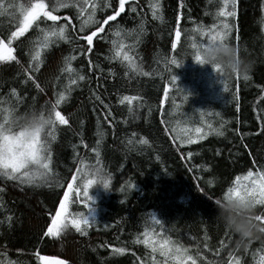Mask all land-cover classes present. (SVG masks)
<instances>
[{
  "label": "trees",
  "instance_id": "obj_1",
  "mask_svg": "<svg viewBox=\"0 0 264 264\" xmlns=\"http://www.w3.org/2000/svg\"><path fill=\"white\" fill-rule=\"evenodd\" d=\"M26 2L4 0V8L0 9V38H6L18 23V11L8 5ZM154 2L156 0H135L138 5L135 12L128 11L126 5L117 21L109 22L113 27L118 22L122 30L135 29L138 34L141 21H144L145 31L133 55L150 75L130 73L125 76L127 69L119 60L106 59L111 56L113 42L119 44L123 40L127 45L131 38L115 36L105 25L106 33L98 35L106 38H94L93 52L72 61L74 69L88 79L71 86L67 100L59 109L69 119L68 125L57 123V138L51 145L52 167L59 178L70 180L80 159H84L86 166L95 164L97 156L91 151L94 147L100 153L99 166L109 178V190L100 183L89 189L93 200L88 209L69 204L70 212L85 213L96 222L87 229V235H80L69 226L61 237L46 238L43 232L50 215H54L59 206L66 184L62 188L37 187L19 185L0 177V264H41L37 253L57 256L67 264H152L153 257L163 264L165 258L158 251L153 253L150 247L137 243V240L143 241L142 233L148 226L188 247L193 255L200 251L202 258H198V264L217 260L227 264L231 250H235L234 257L240 258V264H264V234L257 233L258 238L252 239L247 248H236V237L229 230L226 234L217 206V201L237 175L264 168V128L257 119L264 117V10L261 8L264 0H237L236 15L228 18L233 27L229 43L240 52L239 57L251 63V70L248 80L241 75L229 79L236 89L226 94L222 101L212 97L211 87H204L214 80V74L210 65L200 67L192 59V41L188 39L189 36L199 39V33L192 31L194 27L218 24L216 11L221 0H159L163 22L153 19L149 5ZM112 10L98 11L96 19L111 14ZM59 14L74 15V10L63 9ZM177 15L181 18L182 37L177 49L172 50ZM74 25L79 27L75 21ZM33 36L34 30L30 29L14 41V54L20 65L15 61L0 64V97L17 104L11 89L17 90L20 97L17 116L55 99L53 93L63 90L69 75L60 71L64 57L74 54L72 46L63 42L44 50L45 62L33 73L44 89L39 91L21 68V65L27 67L30 58L27 53L31 50L29 38ZM173 56L180 67L167 64V59ZM89 59L98 68L89 71ZM173 75L182 79L185 90L189 78L193 81L187 83L188 86L201 85L188 97L185 107L200 106L204 114L186 125L175 123L177 119L169 115L170 101L178 102V97L172 93L180 89L179 83L172 84ZM165 86L170 88L167 96L163 91ZM93 92L109 105L108 109L95 99ZM123 95L143 98L134 101L135 114L128 111L126 103H118ZM137 103L145 106L135 108ZM109 110L112 115L105 119ZM208 110H219L221 119L215 121L206 112ZM209 125L212 129L219 128L224 135H217ZM196 127L206 133L203 139L195 138ZM184 128L193 130V143L173 139L177 132L183 137ZM141 138L148 143L141 144ZM188 152L192 156H188ZM151 214L162 221L163 228L152 223ZM255 214H264V206L257 205ZM221 241L227 247L221 248ZM205 243L208 248L204 247ZM116 247L125 248V252L115 253ZM218 249L219 256L216 255Z\"/></svg>",
  "mask_w": 264,
  "mask_h": 264
},
{
  "label": "snow or ice",
  "instance_id": "obj_2",
  "mask_svg": "<svg viewBox=\"0 0 264 264\" xmlns=\"http://www.w3.org/2000/svg\"><path fill=\"white\" fill-rule=\"evenodd\" d=\"M126 5L127 10L130 12H135L138 7L135 0H132V2L130 0H118V2L117 0H111V2L110 0H27L23 4L8 5V8H14L18 11L19 16L15 30L10 31V34L6 38H0V63L15 61L17 65H20V60L14 54L16 52V48L13 46L14 41H17L19 37H23L30 29H33L34 36L29 38L31 50L27 53L30 58L27 60V67L21 65V68L24 76L34 84L37 90H44L33 75V73L40 70L41 65L45 62V57L42 54L44 50L63 42L71 45L74 53L64 57L65 63L60 70L62 73L66 72L69 74L67 84L63 86V90L58 93L54 92L55 99L51 102H46L39 109L32 110L39 114L42 123L37 125L31 133H28L27 129L23 128L13 132L10 128L13 118L17 116L15 113L20 100V97L17 96V90L15 88L11 89V96L16 98L17 104H13L6 97H0V177L9 181H15L19 185H35L37 187L43 185L62 188L66 184V190L63 191V196L59 199V206L55 208L54 215H50V222L43 232V236L46 238L61 237L69 226L80 235H87V229L92 223L96 222L95 219L90 220L89 216L85 213L70 212L69 204L70 202L72 204H79L83 208L88 209L91 200L89 189L93 185L100 183L104 189L109 190V178L104 175L103 169L99 166L100 153L95 147L91 151L96 153V163L86 166L84 159H80L75 171L71 173L70 180L65 178L62 181L52 167L53 152L51 145L57 138V123L59 125L69 124V119L59 110L60 106L62 102L67 100L72 85H77L78 81L88 79L86 75L80 74L74 69L72 61H75L77 56L83 55L86 57L89 53L93 52L94 38L97 40L105 39L106 36L98 34L106 33L105 25H108V31H111L113 35L131 38V43L126 45L123 40L119 44L113 42L111 56L106 57V59L119 60L121 65L127 69L125 76H128L130 73L144 76L150 75L149 72L141 68L133 55L134 48L140 42V36L145 31L143 27L144 21H141L140 33L138 34H136L135 29L122 30L118 22L115 27L109 24L110 21H117V18L125 12ZM149 7L152 10L153 19H159L163 22L164 18L159 0L150 3ZM236 7L237 0H221V6L216 11L218 24L212 23L209 27L198 26L192 29L194 33H199V39L193 36L188 37L192 41L190 45L192 59L198 63H202L199 49L205 47L210 42L227 40L229 43L233 27L228 18L235 17ZM3 8L4 0H0V9ZM107 8L113 9L111 14L105 15L102 19H96L97 12H103ZM261 8L264 10V4L261 5ZM63 9L74 10V15H60L59 13ZM180 20V15H177L174 29L175 38L171 40L172 50L177 49L178 41L182 37ZM74 21L78 23V28L74 25ZM167 64L180 67V62L175 56L167 59ZM93 68H98V65H94L89 59V71H92ZM213 70L218 71V66H213ZM109 72L111 73V69H109ZM238 77L239 75L237 74ZM59 79L60 77H57V80ZM244 79L248 80L249 76L245 75ZM176 81L177 77L173 75L171 77L172 84L175 85ZM221 83L223 84V91H228L227 81L224 80ZM163 91L167 96L170 88L165 86ZM92 95L106 109L109 108V105L104 104V101L101 100L98 94L93 92ZM142 99V97L137 95H123L119 98L118 103L121 105L126 103L129 106L128 111L135 114L134 101H141ZM184 99L186 100L187 96ZM173 103L175 104V100H173ZM144 106L143 103H137L135 108ZM111 115L112 113L109 110L105 114V119ZM257 119L260 121L261 127L264 128V117L258 116ZM161 122L165 123L166 121L162 120ZM208 127L215 131L217 135H224V132L220 131L219 128L212 129L211 125ZM220 127L223 128L224 125L221 124ZM172 131L176 132V129L173 128ZM182 132L183 137L177 132L173 136V139L179 138L181 143L185 144L194 142L192 129L184 128ZM194 133L196 134V139H203L206 135L201 127H196ZM140 143L147 144L148 141L141 138ZM96 144L99 145L100 141L97 140ZM188 156H192V153L188 152ZM129 187H131L130 184ZM229 193L234 197L252 200L255 208L257 205L264 206V168H258L255 172L248 170L243 176L237 175L235 180L232 181L231 186L223 193V196L226 197ZM149 219L155 225L163 228L162 221L154 214H151ZM254 219L261 225L259 233L264 234V214H255ZM142 235L144 237L143 241L137 240V243L142 242L146 247H150L153 253L158 251L160 256L165 258L163 264H169V261L172 264H198V258H202L200 251H196L195 255L191 254L188 247H185L178 241H174L170 236L155 232V229L151 226L146 227ZM233 236L236 237L234 233ZM232 238L230 236L229 240ZM254 238L258 237L249 239L244 244V247L247 248V245ZM220 243L221 248L227 247L223 241ZM204 247L208 248V244L205 243ZM236 248H239V246L236 245ZM113 251L117 254H122L125 252V248L116 247ZM234 251L228 252L227 264H240V258L234 257ZM36 255L41 264H67L64 259H60L57 256L40 255L39 253ZM216 255H220L219 249L216 251ZM262 261H264V258H262ZM152 264H161V262L153 257ZM210 264H224V261L217 260L210 262Z\"/></svg>",
  "mask_w": 264,
  "mask_h": 264
},
{
  "label": "clouds",
  "instance_id": "obj_3",
  "mask_svg": "<svg viewBox=\"0 0 264 264\" xmlns=\"http://www.w3.org/2000/svg\"><path fill=\"white\" fill-rule=\"evenodd\" d=\"M202 58L201 65L218 66L219 70L214 71L220 82L229 80L233 75H247L251 70V63L238 56L237 50L230 43L215 41L208 43L199 49ZM198 63V62H196ZM42 121L39 114L30 111L26 114L13 118L10 128L13 132L23 128L31 133ZM219 217L225 228L236 236L235 244L243 247L251 238L256 237L261 225L255 219V206L252 200L241 197H234L229 193L217 201Z\"/></svg>",
  "mask_w": 264,
  "mask_h": 264
},
{
  "label": "rangeland",
  "instance_id": "obj_4",
  "mask_svg": "<svg viewBox=\"0 0 264 264\" xmlns=\"http://www.w3.org/2000/svg\"><path fill=\"white\" fill-rule=\"evenodd\" d=\"M238 55H239V51H237ZM4 63V62H3ZM182 65V64H181ZM201 67V64H199ZM196 66H198V64H196ZM210 71L213 72L214 74V80L212 82H208L204 84L205 88H212V93L214 99L216 101H222V98L228 94L230 91H232L233 89H236V86L230 85V81H227L228 84V91H223V84L220 82L218 76L214 73V70L212 68V66H210ZM179 77V76H178ZM190 81L192 82L193 80H191L190 78L188 79V81L186 82L187 85V90H185L184 84L182 82V79H178L176 83H179V92H173L172 94H174V96L178 97V102L175 100V104L173 103V100L170 101L171 104V109H170V118L171 119H177L175 123L178 124H182V125H186L190 120L196 118V117H202L201 113L204 114V111L199 107L197 108H186L185 104L188 102V97H191L194 95V92L197 91L199 89V87L201 86L200 83L194 84V87L192 88V86H188L187 83L190 84ZM188 93V94H187ZM187 96V99L185 100L184 97ZM202 97V96H201ZM208 112L210 115H212L215 118V121H218L221 119L222 114L219 110H208L206 111ZM216 113H219L218 115ZM91 197V196H90ZM91 200H93V198H91Z\"/></svg>",
  "mask_w": 264,
  "mask_h": 264
},
{
  "label": "flooded vegetation",
  "instance_id": "obj_5",
  "mask_svg": "<svg viewBox=\"0 0 264 264\" xmlns=\"http://www.w3.org/2000/svg\"><path fill=\"white\" fill-rule=\"evenodd\" d=\"M4 63H6V62H4ZM0 64H3V63H0Z\"/></svg>",
  "mask_w": 264,
  "mask_h": 264
}]
</instances>
